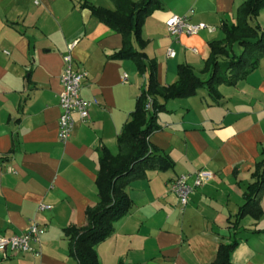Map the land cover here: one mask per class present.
Instances as JSON below:
<instances>
[{
  "label": "crops",
  "instance_id": "0c3cea01",
  "mask_svg": "<svg viewBox=\"0 0 264 264\" xmlns=\"http://www.w3.org/2000/svg\"><path fill=\"white\" fill-rule=\"evenodd\" d=\"M162 1L142 27L148 68L141 71L134 59L111 57L123 47L122 34L84 4L114 9L112 0H0V236L21 234L33 218L45 227L40 257L0 248V264H78L65 229L85 226L88 208L100 201L102 152L118 154V136L148 87L150 64L161 86L178 80L180 64L206 78L210 43L224 39L223 24L237 22L246 0ZM173 14L216 31L174 38L166 26ZM257 19L264 27V8ZM75 39V68L87 73L81 93L93 103L90 121L77 120L62 142L63 57ZM133 43L142 48L136 37ZM170 47L175 57L167 55ZM218 91L219 102L203 88L160 98L166 109L149 140L174 166L126 184L132 207L97 245L102 264H213L220 244L235 239L233 264H264V190L262 213L245 212L235 224L264 155V57ZM201 169L212 175L183 207L171 183L181 174H191L193 183ZM42 203L49 207L40 210Z\"/></svg>",
  "mask_w": 264,
  "mask_h": 264
},
{
  "label": "trees",
  "instance_id": "16d2710c",
  "mask_svg": "<svg viewBox=\"0 0 264 264\" xmlns=\"http://www.w3.org/2000/svg\"><path fill=\"white\" fill-rule=\"evenodd\" d=\"M114 9L84 3L106 24L116 29L123 37V47L111 57L134 59L141 71L148 68L145 62L142 27L146 17L163 7L162 0H112ZM264 8V0H246L239 8L236 23L223 24L225 37L210 43V55L206 61V78H202L188 64H180L178 80L161 86L157 81L156 64H150L149 84L138 98L136 108L130 113L118 136V154L108 149L102 152L97 178L100 201L87 210V224L65 229L70 240V253L78 264H102L96 246L115 231V222L126 215L132 207V199L125 190L130 181L147 176V170H167L174 166L172 158L150 144V135L158 129V113L166 109L165 101L176 97L194 95L198 89H206L219 102L218 87L225 83L236 84L252 72L264 57V28L252 23ZM136 37L141 45L133 43ZM240 47V51L236 50ZM152 98V108L146 104ZM5 158V157H4ZM3 158V159H4ZM255 181L245 194V202L235 224L245 212L259 216V200L264 190V155L256 166ZM238 240L221 243L213 264H233L231 255Z\"/></svg>",
  "mask_w": 264,
  "mask_h": 264
},
{
  "label": "built area",
  "instance_id": "2783aa9c",
  "mask_svg": "<svg viewBox=\"0 0 264 264\" xmlns=\"http://www.w3.org/2000/svg\"><path fill=\"white\" fill-rule=\"evenodd\" d=\"M36 3L39 0H35ZM166 26L171 36L179 38L182 34L194 35L201 30L210 32L216 31L217 26L206 22H191L189 16L173 14L166 20ZM79 39H75L68 44V49L64 54V70L61 74V83L63 89L60 92V107L61 117L59 121V138L62 142H66L72 136L77 120L83 123L90 121L89 108L93 101L87 100L82 96V84L87 73L75 68L74 65V49L76 48ZM196 50V49H195ZM167 55L175 57L176 51L173 47L168 48ZM126 78V74L123 75ZM96 102V100H94ZM148 109L152 108V98H148L146 104ZM3 155H0V159ZM211 172L201 169L195 172L193 183L190 182L191 174H181L176 177L171 183V190L176 194L180 204L185 207L194 190L201 186L210 176ZM49 206L40 204L39 209L44 210ZM45 232V227L41 225L35 218L30 220L27 229L21 234L11 236H0V248L12 249L15 251L29 253L34 257L42 255L41 243L42 235Z\"/></svg>",
  "mask_w": 264,
  "mask_h": 264
},
{
  "label": "rangeland",
  "instance_id": "374dc122",
  "mask_svg": "<svg viewBox=\"0 0 264 264\" xmlns=\"http://www.w3.org/2000/svg\"><path fill=\"white\" fill-rule=\"evenodd\" d=\"M258 15H259V14H258ZM257 17H258V16H257ZM257 17L252 18L251 21H252V23H254V24H259V25L262 27V25L259 23ZM262 28H264V27H262ZM236 50L240 51V47L236 46ZM96 249H97V246H96Z\"/></svg>",
  "mask_w": 264,
  "mask_h": 264
}]
</instances>
